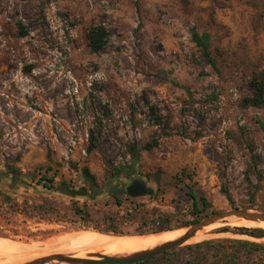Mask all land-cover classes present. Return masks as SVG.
<instances>
[{"label":"rangeland","instance_id":"374dc122","mask_svg":"<svg viewBox=\"0 0 264 264\" xmlns=\"http://www.w3.org/2000/svg\"><path fill=\"white\" fill-rule=\"evenodd\" d=\"M99 23L109 37L95 54L85 33ZM191 26L209 34L218 74L200 58ZM258 70H264V0H187L185 8L180 0H0V191L11 199L6 205L0 196V239L41 244L59 233H97L70 228L71 202L85 204L90 224L100 228L106 215L125 232L184 227L192 218L189 187L209 203L208 215L264 213V161L254 171L244 143L264 158V107L239 106ZM147 105L162 126L153 124ZM90 133L95 149L88 153ZM151 138L157 147L142 150ZM129 144L138 148L139 162L115 177V168L131 163ZM83 167L95 188L115 196L64 195L63 184L89 192ZM182 170L191 178H177ZM44 172L54 174L53 193L35 182ZM10 174L28 186L11 190ZM135 180L151 194L127 197ZM42 200L54 207L49 221L20 211L24 202ZM237 227L256 228L216 224L147 264H198L186 246L225 239L261 246L240 258L264 264V238L234 234Z\"/></svg>","mask_w":264,"mask_h":264},{"label":"trees","instance_id":"16d2710c","mask_svg":"<svg viewBox=\"0 0 264 264\" xmlns=\"http://www.w3.org/2000/svg\"><path fill=\"white\" fill-rule=\"evenodd\" d=\"M182 6L185 8L187 6V0H180ZM134 6L136 10L138 9L137 2H134ZM140 24L136 27V31L140 28ZM17 35L18 37H24L26 33L23 31L22 26L17 23ZM109 37L108 29L101 23L96 25H90L86 29L85 39L87 42L88 49L95 54L101 53L105 50L107 41ZM190 37L193 45L195 46L196 50L200 58L205 62V64L216 74H218V68L214 58L212 57L211 53V43H210V36L206 32H198L195 26L190 27ZM247 88V95L242 97L239 101V106L241 108L253 107V108H261L264 107V70H258L251 74L248 81L246 82ZM148 107V115L152 119V122L156 126H162L161 120L159 116L156 114L153 106H146ZM89 145L87 147V152H91L95 149V144L92 142L91 133L89 134ZM244 143L246 148L249 151L250 159L253 165V170H256V167L264 161L259 154H256L253 150L252 143H250L246 138H244ZM155 147H157V142L154 138H151L148 142H146L142 146V150L146 152L152 151ZM127 153L131 160V163L127 166H123L121 168H115V177L119 176L121 173L130 174L135 169L134 167L137 166L140 158V152L136 145L129 144L127 146ZM47 171L51 170L50 168H46ZM258 175V171L256 172ZM47 172H44L40 175V178L36 180V184L43 189V191L48 193H53L56 188L53 184V175L47 177ZM183 176L191 178L190 175H187L184 170L180 172V174L176 175L177 178H181ZM81 177L82 179L91 187L96 186L94 177L89 173L86 167L81 169ZM5 183L7 187L11 190H14L15 187H26L28 184L18 178L16 175H6ZM67 192H74L70 191L66 184ZM59 189V187H58ZM85 190V189H81ZM80 190V191H81ZM114 190H111L112 196H115ZM3 203L10 204L11 199L9 196L1 194ZM127 196V195H126ZM187 196L191 200V220L188 224L198 221L203 216L205 217L208 215L209 203L204 198L200 200L194 195L193 190L191 187L188 188ZM129 197V196H127ZM74 198V197H69ZM91 199H94V195H90ZM131 198V197H130ZM201 202V204H200ZM120 201L116 200V204L120 205ZM15 210H17L18 205L15 204L13 206ZM20 211L24 214L26 213L28 218L35 219L38 221H49L48 216L49 214L54 212V207L47 201L42 200L32 204L28 202H24L23 206H20ZM70 211L72 216L75 218V222L71 225L70 228L74 229H92L95 232L102 233V234H112L115 236H126V235H144V234H151V233H158L161 231L174 229L170 228L168 225H162L154 229H147V230H135L133 232H125L119 231L117 228L113 226V218L109 216L103 217V222L106 224L105 228H100L98 226H94L90 224V212L85 204L78 205L76 202H71ZM213 212L209 213L212 214ZM203 215V216H202ZM129 216V214H126ZM144 224V223H143ZM185 224V225H188ZM87 230V231H92ZM223 232H228V228H223ZM234 234L237 235H245L255 239L264 238V231L259 228H244V227H237L233 229ZM1 237V236H0ZM185 249L187 251H192L193 258L196 260V263L202 264L206 260L211 259V264H244L243 259L240 258V254L245 252L246 254H252L253 252H258L263 250V248L255 243L247 242V241H240V240H212V241H202L200 243L186 246ZM204 249V252L201 250ZM176 251V249L168 250L158 256H155L147 261L140 262L137 264H147L151 263L158 258H164L169 254H172ZM250 264H260L257 262H250Z\"/></svg>","mask_w":264,"mask_h":264},{"label":"bare ground","instance_id":"6f19581e","mask_svg":"<svg viewBox=\"0 0 264 264\" xmlns=\"http://www.w3.org/2000/svg\"><path fill=\"white\" fill-rule=\"evenodd\" d=\"M237 225L256 227L264 231V223L247 221ZM209 227L203 228L188 241L199 238ZM185 229L150 234L146 237L111 236L100 233H59L41 244L0 239V264H25L51 254H69L76 258H95V253L104 255H127L153 248L182 236ZM47 238V237H46ZM58 264V263H51ZM62 264V263H60Z\"/></svg>","mask_w":264,"mask_h":264},{"label":"water","instance_id":"95a60500","mask_svg":"<svg viewBox=\"0 0 264 264\" xmlns=\"http://www.w3.org/2000/svg\"><path fill=\"white\" fill-rule=\"evenodd\" d=\"M59 190L68 197H85L87 194L86 190L67 192L65 185H61L59 187ZM99 191V189L92 190V193L95 194ZM126 193L130 197H140L144 195H150L151 191H149L143 183L134 181L131 185L126 188ZM241 219L252 222L264 223V213L249 211L245 209H230L228 211L213 213L204 217L201 220L188 224L184 227L161 231L166 232L177 229H185L184 234L179 238H176L175 240L159 244L150 249L134 252L132 254L104 255L101 253H95L92 256L95 258H76L69 254H51L49 256L29 261L25 264H51L55 262L58 264H137L140 262L147 261L168 250L184 245L196 234V232L203 228L210 227L216 224H228L232 222H238ZM105 235L115 236L112 234Z\"/></svg>","mask_w":264,"mask_h":264},{"label":"flooded vegetation","instance_id":"af4514ba","mask_svg":"<svg viewBox=\"0 0 264 264\" xmlns=\"http://www.w3.org/2000/svg\"><path fill=\"white\" fill-rule=\"evenodd\" d=\"M136 181V180H135ZM134 181H132L129 185H131L132 183H133ZM139 182V181H138ZM142 183V182H141ZM128 185V186H129ZM145 185V184H144ZM127 186V187H128ZM126 187V188H127ZM145 187H146V185H145ZM126 188H125V190H124V192H125V194L127 195V193H126ZM97 189H99L100 191L99 192H97V193H95V194H93L92 193V190H97ZM87 191V194H86V196L88 195V193H90L91 195H94L95 197L96 196H100V195H102V194H108V193H110L109 191H106V190H104L103 188H95L94 186H91L90 187V190H89V192H88V190H86ZM85 196V197H86ZM127 196H129V195H127ZM130 197V196H129ZM131 198H137V197H131Z\"/></svg>","mask_w":264,"mask_h":264}]
</instances>
